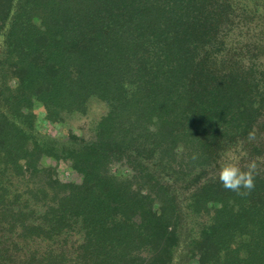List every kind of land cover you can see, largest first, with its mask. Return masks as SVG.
<instances>
[{
	"label": "trees",
	"instance_id": "16d2710c",
	"mask_svg": "<svg viewBox=\"0 0 264 264\" xmlns=\"http://www.w3.org/2000/svg\"><path fill=\"white\" fill-rule=\"evenodd\" d=\"M91 100L107 113L88 138L40 130ZM232 149L257 163L247 195L215 171ZM179 249L264 264V0H0V264Z\"/></svg>",
	"mask_w": 264,
	"mask_h": 264
},
{
	"label": "rangeland",
	"instance_id": "374dc122",
	"mask_svg": "<svg viewBox=\"0 0 264 264\" xmlns=\"http://www.w3.org/2000/svg\"><path fill=\"white\" fill-rule=\"evenodd\" d=\"M2 40V39H1ZM107 113V107L102 102H99L97 100H91L88 103V109L87 112L84 115H73L67 118V121L65 124H58L55 126H50L49 124H46L44 122H39V128L42 132L50 134L52 136H66L69 132V130H72L75 134L78 136L82 135L83 137L88 138L92 134V129L96 125V123ZM241 153L236 150L232 149L221 158L219 162V166L215 169L217 173H219L220 168L227 164V163H235L237 164L239 161V156ZM112 173H114L117 176H125L129 174V170L121 165V164H115L112 166L111 169ZM60 175L65 179H71L73 180L72 172L68 170V168H61L59 170ZM186 214V212H185ZM186 221H187V233L188 236H192L195 232V222L196 218L187 217L186 215ZM182 260H186V257L183 254V250L179 249L178 253L176 255L175 264H180Z\"/></svg>",
	"mask_w": 264,
	"mask_h": 264
},
{
	"label": "clouds",
	"instance_id": "9594fccd",
	"mask_svg": "<svg viewBox=\"0 0 264 264\" xmlns=\"http://www.w3.org/2000/svg\"><path fill=\"white\" fill-rule=\"evenodd\" d=\"M255 133H249V139H254ZM257 163L249 161L244 168L238 164L227 163L219 170V181L225 190L233 191L237 195H247L255 188V174Z\"/></svg>",
	"mask_w": 264,
	"mask_h": 264
}]
</instances>
